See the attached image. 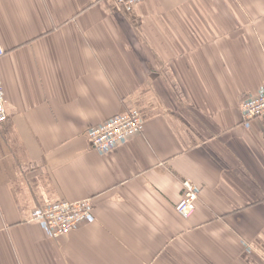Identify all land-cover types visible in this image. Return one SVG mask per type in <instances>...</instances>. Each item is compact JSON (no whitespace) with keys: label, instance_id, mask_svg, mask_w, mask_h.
I'll list each match as a JSON object with an SVG mask.
<instances>
[{"label":"crops","instance_id":"crops-1","mask_svg":"<svg viewBox=\"0 0 264 264\" xmlns=\"http://www.w3.org/2000/svg\"><path fill=\"white\" fill-rule=\"evenodd\" d=\"M0 44V264H264V118L240 112L264 87V0H0ZM131 108L143 130L93 150ZM86 198L63 237L29 221Z\"/></svg>","mask_w":264,"mask_h":264},{"label":"built area","instance_id":"built-area-1","mask_svg":"<svg viewBox=\"0 0 264 264\" xmlns=\"http://www.w3.org/2000/svg\"><path fill=\"white\" fill-rule=\"evenodd\" d=\"M126 12L142 0H115ZM4 50L0 44V58ZM3 86L0 80V122L6 118L3 102ZM242 117L249 121L264 118V87L261 91L242 101L240 106ZM143 120L137 110L113 116L86 132L90 147L97 152H106L131 136L143 130ZM199 188L191 181H182L180 199L175 204V211L182 217H189L196 209ZM93 200L86 198L77 201L60 200L43 207L34 208L29 217L30 222H40L48 235L54 239L63 237L78 227L81 223L92 218Z\"/></svg>","mask_w":264,"mask_h":264}]
</instances>
